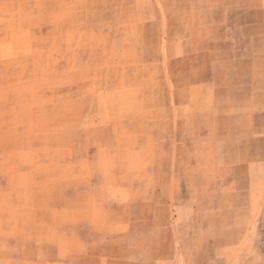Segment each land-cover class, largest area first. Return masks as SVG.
Masks as SVG:
<instances>
[{
	"label": "rangeland",
	"instance_id": "1",
	"mask_svg": "<svg viewBox=\"0 0 264 264\" xmlns=\"http://www.w3.org/2000/svg\"><path fill=\"white\" fill-rule=\"evenodd\" d=\"M209 7L0 0V264H264V196L229 207L264 192V131L209 90Z\"/></svg>",
	"mask_w": 264,
	"mask_h": 264
},
{
	"label": "crops",
	"instance_id": "2",
	"mask_svg": "<svg viewBox=\"0 0 264 264\" xmlns=\"http://www.w3.org/2000/svg\"><path fill=\"white\" fill-rule=\"evenodd\" d=\"M206 1L209 6H213L211 9L209 7V11H214L213 17L210 15V18L214 21L215 30L214 40L204 47L208 48L209 62L215 63L214 67L210 65V70L214 72L208 80L211 86L208 89L215 90L214 98L225 103V114L232 118L229 122L230 131L235 133L245 130L249 132L250 137L253 134L258 135L264 131V77L260 78V72L264 73V0ZM219 55L222 61L217 63L216 57ZM258 139L259 136L253 138L254 141ZM245 141L246 139L243 140L240 136H234L230 139V147H243L242 142L244 144ZM257 171L263 172L259 168ZM262 180V175H257L253 181L258 185ZM237 191L236 194L245 199L238 204H232L230 201L229 207H235L239 214L238 221L241 223L238 227L242 229L247 228L246 222L243 221L248 220L251 214L255 218L261 213L258 198L263 197L264 192L259 188L251 190V195L257 196L251 202L247 190ZM231 193L229 189L228 194ZM168 245L167 242L163 251L164 260L178 264V256L172 257L169 254ZM169 258L171 260H168ZM256 258V255H246L243 258L240 256V263L258 261Z\"/></svg>",
	"mask_w": 264,
	"mask_h": 264
}]
</instances>
